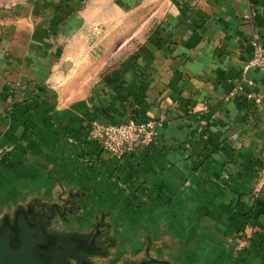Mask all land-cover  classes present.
<instances>
[{"label":"crops","instance_id":"1","mask_svg":"<svg viewBox=\"0 0 264 264\" xmlns=\"http://www.w3.org/2000/svg\"><path fill=\"white\" fill-rule=\"evenodd\" d=\"M53 1L37 4L34 11L30 4L18 3L17 12L11 11L13 18L0 21L1 28L13 33L3 36L0 48V204L13 201L15 194L25 196L35 188L48 187L44 178L33 182L36 169L30 157L48 155L56 147L61 138L57 121L63 122L64 129L70 127L72 142L66 159L76 161L72 156L84 148L97 174L116 183L145 185L158 197L159 188L163 189L161 198L167 200L190 171L187 143L191 138L193 152L205 158L200 172L231 173L223 183L235 192L233 201H240L229 213L224 231L231 243L247 223L262 229L252 235L253 251L236 264H264V203H254L253 176L237 172L249 162L264 164V101L248 111L238 98H226L235 84L245 86L242 67L251 58L255 36L264 50V0H161L168 13L157 30L158 44L151 52L142 48L122 68L105 72L102 97L97 98L94 94L99 95L100 89H88L80 82L92 72L91 64L81 66L80 61L94 58L89 50L79 53L74 44L80 29L84 32L87 24L94 28L86 18L102 0ZM56 6H63L69 16L54 10ZM38 13L58 32L56 37L30 36L40 28ZM52 13L57 19L50 25ZM135 28L136 36L141 21ZM131 36L124 35L122 43ZM110 56L104 54L102 60ZM68 59L72 61L69 71L65 69ZM246 77L264 97V73L254 68ZM8 106L12 112L6 114ZM131 113L164 120L159 144L151 150L119 159L85 139L89 124L82 117L116 122ZM207 123L212 124L208 133ZM205 133L210 134L208 142ZM260 195L264 200V184ZM224 233L220 243L228 241Z\"/></svg>","mask_w":264,"mask_h":264},{"label":"rangeland","instance_id":"2","mask_svg":"<svg viewBox=\"0 0 264 264\" xmlns=\"http://www.w3.org/2000/svg\"><path fill=\"white\" fill-rule=\"evenodd\" d=\"M44 1L0 0V21L11 20L13 18L11 11L15 10L17 12L16 6L18 3L30 4L32 11H34L39 3L47 5V2H55L53 0ZM52 3H49L48 6L50 7ZM161 6L164 7L156 12L157 8ZM167 7V4L162 5L161 0H102L99 6L96 4V8L86 18V21L94 22V28L91 29L89 24H85L84 32L81 29L79 30L78 43L74 44L79 53L89 50V54H92V58H94L85 62L80 61V63L82 62L81 66L83 63L86 66L88 64L92 65L90 69L92 71L91 76L82 77L80 82L84 85L87 84L88 89H100L97 93L99 94L103 89L100 84L104 83L107 77L104 76L105 72L114 68L120 69L129 61L133 62L130 59L139 53L142 48H146L151 52L152 47H156L159 42L156 34L164 21L166 13H168ZM57 9L63 11V6L54 8V10ZM31 14H29V18H31ZM64 16L68 17L69 14L64 12ZM39 17L40 28L36 32H30V36H35L36 40L42 39L43 36L56 37L58 32L41 21L43 16L39 15ZM56 19L55 14L52 13L50 15V25ZM61 20H63V17ZM140 21L142 30L140 32L139 28V32L135 36V30H137L135 25ZM124 23L126 28H122ZM1 25L0 23V48L3 36L12 33L7 28H1ZM88 33H90L89 38ZM114 33L117 34L113 35ZM124 35H132L126 39V43H122ZM108 39H110L109 45L107 44ZM80 41L82 42L79 43ZM261 49L264 53L262 46ZM107 53L111 54L109 60H102L103 55ZM71 62L70 59L65 62L67 71L70 70ZM246 63L242 67V82L249 89L239 82L234 85L226 98L227 100L238 98L244 108L251 111L263 104L264 97L255 90H251L253 88L246 84L247 72L254 69L250 68L244 73L243 68ZM255 69L262 71L260 68ZM127 83V81H124L122 84L127 85ZM100 94L94 95L96 98L102 97ZM249 94L253 95L254 98H260L261 103L258 105L255 102L253 103L252 99L248 98ZM45 97L47 98V96ZM11 112L12 108L8 106L6 114ZM51 115L53 116V112ZM82 119L88 122L89 127L96 122L100 124H121L130 120L140 123L150 122L156 126L152 135L150 132L146 134L144 142L146 144L138 147L132 154L117 156L109 153L119 159L151 150L157 146L159 144V142L157 143L158 131L164 122L161 118H147L132 113L123 115L122 119L116 122L109 120L97 121L92 118L87 119V117H82ZM62 123V121H57L56 124L61 127L58 130L61 131V138H58L56 147L48 151L51 162L48 169L49 176H54L56 173L61 180L60 182L67 187L66 192L79 194L80 198L77 199L76 207L80 208L81 211L78 212L75 218L85 222L93 218L103 217L104 223L110 232L112 247L108 259L112 263L132 264L155 259L168 264H236L253 251L252 235L257 234L258 231V234H261L262 229H256L253 224L247 223L241 230L239 229L236 232L233 239L235 244L231 243L232 239L224 231L231 219L229 213L236 210V206L240 205V201L238 203L233 201L234 197L232 196L235 192L223 183V180L225 181L231 173L226 171L218 173L216 170L200 172L205 158L197 152H193L194 141L191 138L187 143L189 151L187 160L190 161V171L182 178V184L175 188L173 194L169 196L170 199L167 200L161 198V195L165 192L163 189L159 188L158 197V195H152L151 189L145 185L137 187L120 182L116 183L109 178L107 179L105 175L103 176V173L99 172L97 174V170H94L95 163L89 159L88 154L83 152L84 148L72 156L76 161L66 159L65 153L72 142V138L69 136L70 127L67 126L69 129H64V126L60 125ZM211 125L207 123L204 126L206 133L210 132L209 127ZM88 129L85 139L91 141L88 137ZM206 133L203 139L208 142L210 134ZM47 139L49 141V137ZM149 140L151 141L148 142ZM261 163L249 162L247 165L242 166V170L237 171L240 175L248 171L253 176L254 186H256L253 200H255V204L258 201L259 205L264 203L260 195L264 184V164ZM100 179L108 182L109 186H105L107 183L105 184ZM248 227L249 232H247ZM223 233L228 241L225 240L220 243V235Z\"/></svg>","mask_w":264,"mask_h":264},{"label":"water","instance_id":"3","mask_svg":"<svg viewBox=\"0 0 264 264\" xmlns=\"http://www.w3.org/2000/svg\"><path fill=\"white\" fill-rule=\"evenodd\" d=\"M44 155L31 156L30 164L36 169L33 182L44 178L48 187L0 204V264H114L103 217L75 218L80 196L66 192L56 173L49 176V153ZM155 263L168 264L155 259L132 264Z\"/></svg>","mask_w":264,"mask_h":264},{"label":"built area","instance_id":"4","mask_svg":"<svg viewBox=\"0 0 264 264\" xmlns=\"http://www.w3.org/2000/svg\"><path fill=\"white\" fill-rule=\"evenodd\" d=\"M251 46L252 55L244 66L243 72H247L250 68H260L264 72V53L258 43L257 36L253 38ZM246 84L251 88L254 86V83L249 79H246ZM248 98H251L252 102H255L257 105L261 103L260 98H254L251 94L248 95ZM155 127L156 126L150 122L140 123L133 120L121 124H100L96 122L90 125L88 137L89 140L97 143L103 151L113 155L123 156L132 154L138 147L146 144L144 143L146 134L150 132L152 135ZM150 141L151 140L148 142Z\"/></svg>","mask_w":264,"mask_h":264},{"label":"flooded vegetation","instance_id":"5","mask_svg":"<svg viewBox=\"0 0 264 264\" xmlns=\"http://www.w3.org/2000/svg\"><path fill=\"white\" fill-rule=\"evenodd\" d=\"M96 233H98V232H96Z\"/></svg>","mask_w":264,"mask_h":264}]
</instances>
